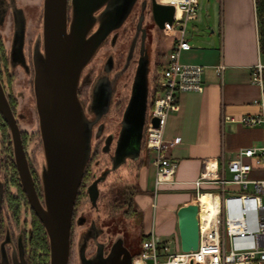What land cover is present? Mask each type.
Instances as JSON below:
<instances>
[{
  "label": "water",
  "instance_id": "water-1",
  "mask_svg": "<svg viewBox=\"0 0 264 264\" xmlns=\"http://www.w3.org/2000/svg\"><path fill=\"white\" fill-rule=\"evenodd\" d=\"M136 2L137 0H44L43 40L34 50L32 63L35 106L45 157V167L41 175L42 198L36 189L20 127L0 80V113L10 130L21 186L48 237L49 264H69L75 204L86 165L92 154L93 128L96 122L88 118L79 97L82 72L107 36L122 27ZM146 7L144 2V13ZM174 13L173 4L151 0V15L160 30L164 29L166 22H172ZM142 19L143 15L138 27V31L141 29L143 33L140 57L121 122L113 169L127 159L139 156L144 126L150 114L147 113L149 56L145 47V26ZM15 30L12 50L21 60L25 37L22 21H18ZM109 63H106V73ZM150 122L157 126L159 120L152 117ZM104 179L105 175L95 179L87 188L89 200L95 208L99 197L98 185ZM1 201L2 186L0 207ZM177 218L181 250H197L198 204L193 202L179 207ZM84 222L85 219L81 218L80 224ZM5 244H0V264H26L22 251L19 256L13 255L10 259ZM134 255L124 240H118L107 256L104 255L101 245H98L97 255L91 260L83 257V264H131Z\"/></svg>",
  "mask_w": 264,
  "mask_h": 264
},
{
  "label": "crops",
  "instance_id": "crops-1",
  "mask_svg": "<svg viewBox=\"0 0 264 264\" xmlns=\"http://www.w3.org/2000/svg\"><path fill=\"white\" fill-rule=\"evenodd\" d=\"M194 21L201 28H208L209 32L198 35L199 29L195 26L187 37L191 48L181 51L180 61L204 67V89L202 92L182 93L179 109L167 119L164 138L167 141L180 139L167 152L177 162L175 175L171 181H157L154 155L144 143L139 156L130 159L131 164L127 167V170L131 169L139 190L134 200L142 216L140 230L145 235L153 232L162 240H177L179 243L177 210L195 202V181L205 161L215 162L219 168L234 158L240 149L264 143V127H246L236 121L244 115H257L262 111L260 103L264 89L251 82V68L263 58L256 0H215L214 5L202 9L199 6ZM173 40L174 37L163 30L160 35H154L153 70L157 57L164 68ZM146 43L147 48L150 42L146 40ZM149 49L148 80L151 72ZM221 64L224 69L219 72ZM148 87L147 113H150L149 101L156 87L149 83ZM254 174L259 173L255 171ZM203 187L210 186L203 184Z\"/></svg>",
  "mask_w": 264,
  "mask_h": 264
},
{
  "label": "built area",
  "instance_id": "built-area-1",
  "mask_svg": "<svg viewBox=\"0 0 264 264\" xmlns=\"http://www.w3.org/2000/svg\"><path fill=\"white\" fill-rule=\"evenodd\" d=\"M156 1L175 6L172 22H166L163 29L174 40L161 72L160 89L152 98L145 147L154 155L157 181L167 182L177 169V162L167 152L180 140L164 138L167 119L179 109L182 93L203 91L204 67L180 61L181 51L191 48L187 22L197 17L199 0ZM223 69V64L218 66L219 72ZM251 82L264 89V58L251 68ZM260 104V114L244 115L236 121L246 127H264V98ZM152 117L158 118L157 126L150 122ZM255 171L259 174H254ZM203 184L210 187L204 188ZM195 189V202L199 206L198 249L183 252L179 241L162 240L151 232L141 242L131 264H264V143L240 149L219 168L217 163L206 160L195 181ZM205 193L212 197L214 205L213 210L202 216L200 198Z\"/></svg>",
  "mask_w": 264,
  "mask_h": 264
},
{
  "label": "rangeland",
  "instance_id": "rangeland-1",
  "mask_svg": "<svg viewBox=\"0 0 264 264\" xmlns=\"http://www.w3.org/2000/svg\"><path fill=\"white\" fill-rule=\"evenodd\" d=\"M0 1L8 6L7 10L4 11L3 4L0 5V36L4 41L6 52L8 53V57L11 62L10 70L13 74L11 86L8 90H6V94L9 95V92H11L17 100L16 107L14 108L16 112L15 116L18 119L21 130L23 132H27L28 134L26 137L25 149L27 151L30 169L33 171V178L37 184V191L42 198L43 190L41 175L45 167V157L35 106L33 88L34 71L31 63H33L32 55H34L33 45L38 43L41 44L43 40V0ZM144 2L147 4V7L145 8L146 13H144V9L142 8ZM23 4H28V6L24 7ZM199 4L202 9V7L205 8V6L214 5L215 0H199ZM14 9H16V11H14ZM141 15H143V26H147L150 31V41L147 40L150 42V46L147 45V48L150 47L149 52L151 61L149 84L150 86L156 87V85H159L161 80L160 76L162 67L160 65L161 63H159L160 57H157V59H155L156 66L153 70L155 55L152 52V45L154 44V35H160L162 30H160L153 21L151 15V0H137L131 13L123 22L122 27L119 30H113L104 42H106V44L108 42L109 46H112L115 42L116 46L110 47L109 49L111 56H116L115 54L117 52H115V49L118 46L121 47L123 55L128 56L127 54L129 53L131 46L130 38L133 34H135L137 27H139L138 23H140ZM19 20L22 21L25 37L21 48V60H18V62L15 61L16 57L13 54L12 43L16 32L15 28ZM195 26L199 29V31L196 32L198 35L204 31L209 32L208 28H201L194 20L187 22V28L189 31H193ZM102 50H99V52L83 70L81 83H83L82 81L85 76H88L94 69H97L99 65L104 62V59L102 58ZM23 66L29 67L30 70L28 74H25ZM130 79L129 86L132 81V79ZM82 89L83 84L80 85V91ZM128 94L129 92L126 90V92H124L125 98L128 97ZM80 99L84 102L82 97H80ZM88 115L89 114L87 113V116ZM118 130L119 121L117 117H115L111 124L108 123L105 125L103 138L107 137L110 133L112 136L116 137ZM103 146V139L98 140L94 135L92 152L95 151V154L91 159L90 178L86 185L91 184L95 179L102 176L105 171L111 170L112 168V153H105L103 151ZM124 164H126V167L123 168V165H119L117 169L113 170V172L108 176L107 180L100 183V197L97 200V208L92 206L87 194V196L82 197L80 203L75 207L69 264H83L84 258L87 260L93 259V257L97 255L98 245H101L105 256L108 255L109 251L118 240H124L126 242L125 244L128 247H131V243L128 241L135 240L136 242L140 233H143L140 230V226L137 225L134 219L126 218L122 214L123 210L120 209L114 211L111 209V204H121L123 202L126 195L125 192L128 193L126 189H133L136 192L139 191L134 184L131 169L129 168L127 170V167H129L128 165L131 164L130 159ZM0 181L5 183L3 201L4 223L8 228H10V231L14 235L16 241L19 234L30 232L33 213L29 205H25L22 202L19 216L14 217L8 207L7 193H17L18 189L7 181L5 173L1 169ZM137 212L139 213L138 210ZM81 218L85 219L83 224H80ZM171 249L174 251V244L171 246Z\"/></svg>",
  "mask_w": 264,
  "mask_h": 264
},
{
  "label": "flooded vegetation",
  "instance_id": "flooded-vegetation-1",
  "mask_svg": "<svg viewBox=\"0 0 264 264\" xmlns=\"http://www.w3.org/2000/svg\"><path fill=\"white\" fill-rule=\"evenodd\" d=\"M2 4L4 6L3 10L4 11L7 10L8 6L0 1V5H2ZM43 5H44V0L42 1V11H43ZM23 6L27 7L28 4H23ZM35 7H36V5H35ZM14 11H16V9H14ZM143 28L145 29L144 32H145V46H146V44H147L146 40L150 41V31L147 28V26L143 27ZM142 39H143L142 30L140 29L138 31V27H137L135 34H133L130 38L131 46L129 49L130 51L128 50L129 51V53L127 54L128 56L123 55V53L121 52L120 46H118L115 49L116 50L115 52H117L115 54L116 56H111L109 49H110V47L116 46V44L114 42V44L112 46H109L108 42H107V44H106V42H104V44L101 45V47L99 49V50L103 49L102 50V53H103L102 58L104 59V62H102L97 69H94L92 73H90L88 76H85V78H83V81H82L83 83H81V84H83V89L81 91H80V87H79V97H82V99L84 100V102H82V101L81 102H82V105L85 107L87 113L89 114L88 118L90 120L96 122L95 126L93 128L95 138L98 140L103 139V141H104L103 151L105 153H108V152L112 153V157H111L112 168H113V159L115 157V153H116L117 148H118V140H119V135H120V131H121V122L123 120V115H124L125 109L127 107V104H128V101H129V98L131 95V86H132L134 74H135V71H136V68L138 65V60L140 57V50L139 49H141ZM38 45H40V43L33 45V51L35 50V48L38 47ZM39 48H41V47H39ZM14 56L16 57L15 61H18L19 58L16 55H14ZM107 62H110V63L108 66L109 67L108 72L106 73V63ZM31 65H33V64L31 63ZM23 69H24L25 74L29 73V70H30L29 67H23ZM130 78L132 79V81H131V85L129 86V79ZM81 80H82V77H81ZM126 90L129 92L127 98H125V95H124V92H126ZM4 91H5V88H4ZM5 94H6V91H5ZM6 96H7V94H6ZM152 98H153V94H151V97H150L149 108L151 107ZM7 99H8V97H7ZM105 108H107V109L104 110ZM115 117H117V119L119 121V130H118L117 136L114 137L110 133L107 135V137L103 138L105 125H107L108 123L111 124L113 122V120L115 119ZM17 122H18V120H17ZM146 124L144 126L143 139H142V144L144 143L143 144L144 147H145V138H146ZM18 125H19V123H18ZM20 130H21V128H20ZM11 142H12V137H11ZM12 147H13V144H12ZM24 148H25V146H24ZM26 153H27V151H26ZM94 154H95V151L92 152V157L94 156ZM13 155H14V152H13ZM1 157L2 156L0 154V160H1ZM27 158H28V156H27ZM14 162H15V159H14ZM124 163H121L120 166H122ZM112 168H111V170H107L102 174V176L105 175L104 180H107L108 176L113 172V170L117 169V168L116 169H112ZM102 176H100V177H102ZM103 181H101V182H103ZM100 183H99V185H100ZM35 184H36V182H35ZM91 184H89L88 187ZM20 185H21V182H20ZM0 186H2V201H1V207H0V244L3 242L6 243L5 249L7 250V253L9 255L10 259H11V256H13V255L19 256V252L22 251L26 264H30L27 248H28V241H29L30 236H31V234H30L31 230L29 233L24 232L23 234H19L18 237L16 238V241H15L14 235L11 233L10 228H8L4 223L5 219L3 217V201H4V193H5V183L3 181H0ZM36 189H37V184H36ZM99 197H100V187H99ZM29 207H30V205H29ZM30 209H31V207H30Z\"/></svg>",
  "mask_w": 264,
  "mask_h": 264
},
{
  "label": "trees",
  "instance_id": "trees-1",
  "mask_svg": "<svg viewBox=\"0 0 264 264\" xmlns=\"http://www.w3.org/2000/svg\"><path fill=\"white\" fill-rule=\"evenodd\" d=\"M256 12H257L260 51L264 58V0H256ZM10 66H11V62L8 57V53L6 52L4 41L0 36V80L2 81L5 91L8 90V88H10L12 83L13 74L11 73ZM159 89H160L159 85L158 86L156 85L155 88L156 91L154 97L156 93L159 91ZM7 97L13 109L14 114H16L14 109L17 103L16 98L11 94V92H9V95H7ZM27 135H28L27 132H23L21 130V137L24 146L26 144ZM0 154L2 156L0 160V168L5 173V178L12 186L18 189L17 193H13V192L7 193V203L9 210L11 211L14 217H18L21 212L22 202L25 205H29V203L20 185L19 174L14 162L10 130L7 122L5 121L1 113H0ZM91 159H92V154L83 174V179L77 195L75 207L80 203V200L82 199L83 196L88 195L87 193L88 185H86V183L90 178ZM126 190L128 191V193L125 192L126 195L123 202L121 204H111V209L114 211L120 209L123 210L122 214L126 218L134 219L137 225L140 226L142 223V219H141L142 216L135 209V200H134V197L137 194V192L134 191L133 189L131 190L126 189ZM32 213H33V219L31 221V233H30L31 236L28 241V248H27L29 255V263L49 264L50 250H49L48 237L42 222L33 211ZM146 237L147 236L145 234L140 233V236L137 238L138 243L137 241L135 242V240L133 241L130 240L128 242L131 243L130 245L131 247H128L126 244L125 245L129 248L132 254L136 255L137 252L140 250L141 242ZM124 243L126 242L124 241Z\"/></svg>",
  "mask_w": 264,
  "mask_h": 264
},
{
  "label": "bare ground",
  "instance_id": "bare-ground-1",
  "mask_svg": "<svg viewBox=\"0 0 264 264\" xmlns=\"http://www.w3.org/2000/svg\"><path fill=\"white\" fill-rule=\"evenodd\" d=\"M201 206H202V211H201V215L204 216L205 212H209L210 210H213V200L212 197L205 193L201 196Z\"/></svg>",
  "mask_w": 264,
  "mask_h": 264
}]
</instances>
